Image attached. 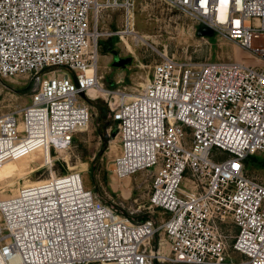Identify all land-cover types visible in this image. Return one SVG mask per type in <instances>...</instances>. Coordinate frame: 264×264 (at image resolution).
<instances>
[{
  "label": "built area",
  "instance_id": "2783aa9c",
  "mask_svg": "<svg viewBox=\"0 0 264 264\" xmlns=\"http://www.w3.org/2000/svg\"><path fill=\"white\" fill-rule=\"evenodd\" d=\"M161 1L250 60L161 56L137 91L111 90L92 11L121 9L108 34L124 41L134 0H0V78L37 81L29 103L0 112V164L36 148L67 152L91 120L85 100L102 97L119 140L113 177L149 172V207L165 214L130 220L79 171L53 173L0 198V264H264V184L243 171L264 154V0Z\"/></svg>",
  "mask_w": 264,
  "mask_h": 264
},
{
  "label": "rangeland",
  "instance_id": "374dc122",
  "mask_svg": "<svg viewBox=\"0 0 264 264\" xmlns=\"http://www.w3.org/2000/svg\"><path fill=\"white\" fill-rule=\"evenodd\" d=\"M122 17L121 9L94 7L92 11L91 25L100 35L99 73L108 89L137 91L152 64L164 55L195 62L250 60L243 51L214 32L199 35L197 32L201 26L196 21L161 0H134L133 31L138 34L133 33L127 39L124 37V41L108 34L121 28ZM139 35H146L147 42ZM107 44L112 47L110 51L106 49ZM117 61L123 63H114ZM36 82L26 75L0 78V112L29 103ZM85 101L90 106L91 120L86 128L74 134L67 152L51 151L49 155L47 149L36 148L31 153L0 164V198L15 193L20 185L47 179L53 173L60 175L79 171L83 184L117 213L133 221H140L141 216L146 215L147 219L159 222L165 214L149 207L150 173L142 171L123 179H116L111 173V160L119 151V140L117 134L111 137L115 126L110 120L107 102L102 97ZM103 135L108 139L101 151ZM252 156L243 161L244 174L264 184V154ZM154 241L159 243L161 251L167 252L168 244L162 232L156 234Z\"/></svg>",
  "mask_w": 264,
  "mask_h": 264
},
{
  "label": "water",
  "instance_id": "95a60500",
  "mask_svg": "<svg viewBox=\"0 0 264 264\" xmlns=\"http://www.w3.org/2000/svg\"><path fill=\"white\" fill-rule=\"evenodd\" d=\"M199 35H210L213 33L212 29L208 28V27H201L198 32ZM116 64H122L123 61L121 62H114ZM117 134V128L115 127L112 132H111V137H114Z\"/></svg>",
  "mask_w": 264,
  "mask_h": 264
},
{
  "label": "bare ground",
  "instance_id": "6f19581e",
  "mask_svg": "<svg viewBox=\"0 0 264 264\" xmlns=\"http://www.w3.org/2000/svg\"><path fill=\"white\" fill-rule=\"evenodd\" d=\"M99 3V2H98ZM96 7V6H95ZM134 33H136V34H138L136 31H134ZM140 36V38L144 41V42H147V39H148V37L146 36V35H139ZM165 57H171V56H167V55H164ZM100 57V56H99ZM239 61H243V62H245L244 60H239ZM104 89V88H103ZM103 89H100V90H98V91H100L101 93H104V91H103ZM98 91L96 90V89H90L89 90V95L91 96V97H95L96 95H98ZM48 152H49V150H48ZM62 153H64L63 151H62ZM49 155H50V152H49ZM71 169V168H70ZM30 184V183H29ZM23 185H26V184H23Z\"/></svg>",
  "mask_w": 264,
  "mask_h": 264
},
{
  "label": "trees",
  "instance_id": "16d2710c",
  "mask_svg": "<svg viewBox=\"0 0 264 264\" xmlns=\"http://www.w3.org/2000/svg\"><path fill=\"white\" fill-rule=\"evenodd\" d=\"M104 113L106 114V111H104ZM106 122H109V121H106ZM106 125H107V123H106ZM102 137H103L104 141H103V143H102V148L100 149L101 151H102L103 147L106 146V141H107V139H108L107 136H105V135H103ZM248 157L253 158L254 156L249 155ZM95 158H97V156H95ZM45 159H46V160H48V159L50 160V158H48V157H45ZM147 217H148V216H146V215H142L140 219H141V220H145V219H147ZM154 264H157V263L154 262Z\"/></svg>",
  "mask_w": 264,
  "mask_h": 264
},
{
  "label": "flooded vegetation",
  "instance_id": "af4514ba",
  "mask_svg": "<svg viewBox=\"0 0 264 264\" xmlns=\"http://www.w3.org/2000/svg\"><path fill=\"white\" fill-rule=\"evenodd\" d=\"M106 49H107L108 51H110V50L112 49V47H111L109 44H107V45H106Z\"/></svg>",
  "mask_w": 264,
  "mask_h": 264
}]
</instances>
